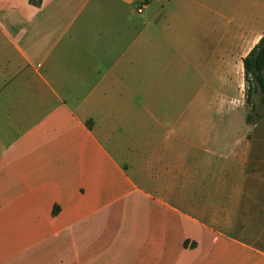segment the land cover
Listing matches in <instances>:
<instances>
[{"label":"crops","instance_id":"0c3cea01","mask_svg":"<svg viewBox=\"0 0 264 264\" xmlns=\"http://www.w3.org/2000/svg\"><path fill=\"white\" fill-rule=\"evenodd\" d=\"M136 3L0 0V264H264V174L182 132L184 67L213 111L264 0Z\"/></svg>","mask_w":264,"mask_h":264},{"label":"rangeland","instance_id":"374dc122","mask_svg":"<svg viewBox=\"0 0 264 264\" xmlns=\"http://www.w3.org/2000/svg\"><path fill=\"white\" fill-rule=\"evenodd\" d=\"M205 61L207 62L201 68L205 69L206 72L207 63L209 62V68L211 60L206 59ZM238 61L235 60L234 62L232 60L230 65L231 83L229 91L226 92L230 97L221 95V103L219 106L214 107L213 111L212 107L199 104L201 99L205 98V93L198 91L196 95V90L191 87L194 84L200 85L204 75H195V69L184 67L188 70H184L186 73H184L182 85L189 89L182 90L183 99L185 101L193 95L195 99H198V102H196L198 104L194 103L189 107L184 106V112L188 119L182 123V132L187 140L198 148L196 168L200 171V174L205 175L207 170L214 172L216 182L229 179V168L234 169V162H238V164L242 162L241 168L244 163L248 164L245 173L250 176L247 177L249 181L252 179V182H254L255 168H258L257 173L264 174L262 170V167H264V137L256 138L260 135L259 132L264 135V128L262 127L264 126V117L258 121L257 114L251 113L250 106L245 103L246 84L244 83L243 70L238 66ZM217 62L219 60L216 59L213 68L218 66ZM206 75L209 76L210 74ZM259 100L260 95L258 93L253 94V103L258 106V112L264 114V106L260 105ZM202 102L206 103V101ZM247 115H251L252 119L257 120V122L247 124L245 122ZM196 118L203 121H197ZM212 148L217 152L211 153L208 149ZM210 157H212L213 162L208 163ZM232 174L240 175V165L237 170L232 171ZM262 177L264 180V176Z\"/></svg>","mask_w":264,"mask_h":264},{"label":"trees","instance_id":"16d2710c","mask_svg":"<svg viewBox=\"0 0 264 264\" xmlns=\"http://www.w3.org/2000/svg\"><path fill=\"white\" fill-rule=\"evenodd\" d=\"M34 6H39L41 0H29ZM244 82L246 84L245 103L250 106L251 113L257 114V119H261L263 112H258L252 97L253 94L260 95V105L264 106V37L250 50L247 56L242 60ZM246 123H253L251 115H247Z\"/></svg>","mask_w":264,"mask_h":264},{"label":"built area","instance_id":"2783aa9c","mask_svg":"<svg viewBox=\"0 0 264 264\" xmlns=\"http://www.w3.org/2000/svg\"><path fill=\"white\" fill-rule=\"evenodd\" d=\"M148 5V0H137V3L135 5V12L137 14H142L145 10V8Z\"/></svg>","mask_w":264,"mask_h":264}]
</instances>
